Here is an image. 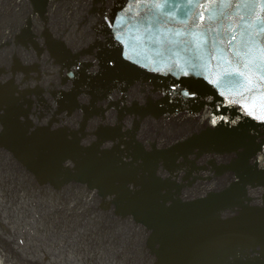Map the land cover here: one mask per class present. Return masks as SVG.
<instances>
[{
  "label": "water",
  "instance_id": "obj_1",
  "mask_svg": "<svg viewBox=\"0 0 264 264\" xmlns=\"http://www.w3.org/2000/svg\"><path fill=\"white\" fill-rule=\"evenodd\" d=\"M3 252L264 264V0H0Z\"/></svg>",
  "mask_w": 264,
  "mask_h": 264
},
{
  "label": "flooded vegetation",
  "instance_id": "obj_2",
  "mask_svg": "<svg viewBox=\"0 0 264 264\" xmlns=\"http://www.w3.org/2000/svg\"><path fill=\"white\" fill-rule=\"evenodd\" d=\"M26 261H21V259H17V258H14V257H7L4 255V252L3 253H0V261L3 262V263H7V264H24L26 263L28 260H32V259H29V258H26L25 259ZM12 261V263L10 262Z\"/></svg>",
  "mask_w": 264,
  "mask_h": 264
},
{
  "label": "rangeland",
  "instance_id": "obj_3",
  "mask_svg": "<svg viewBox=\"0 0 264 264\" xmlns=\"http://www.w3.org/2000/svg\"><path fill=\"white\" fill-rule=\"evenodd\" d=\"M0 264H7V263H3V262L0 261Z\"/></svg>",
  "mask_w": 264,
  "mask_h": 264
}]
</instances>
